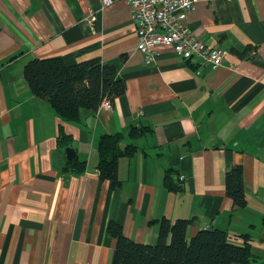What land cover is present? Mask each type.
Here are the masks:
<instances>
[{
  "label": "crops",
  "instance_id": "0c3cea01",
  "mask_svg": "<svg viewBox=\"0 0 264 264\" xmlns=\"http://www.w3.org/2000/svg\"><path fill=\"white\" fill-rule=\"evenodd\" d=\"M186 25L227 52L219 69L171 46L147 64L125 0H0V264H113L111 222L153 245L163 219L190 220L189 239L210 228L236 244L249 235L254 253L264 225V0H199ZM34 59H100L126 93L62 122L25 78ZM107 135L137 147L119 161L118 187L99 174ZM233 166L244 171L243 209L226 193Z\"/></svg>",
  "mask_w": 264,
  "mask_h": 264
},
{
  "label": "trees",
  "instance_id": "16d2710c",
  "mask_svg": "<svg viewBox=\"0 0 264 264\" xmlns=\"http://www.w3.org/2000/svg\"><path fill=\"white\" fill-rule=\"evenodd\" d=\"M115 66L93 59L77 65H67L61 59H34L24 70L25 78L34 95L47 100L62 122H75L81 108L98 110L103 103L112 104L126 93V83L115 79ZM135 130L132 131L134 135ZM60 144L70 145V139L61 129ZM122 136H104L99 144L100 177L121 185L118 179L119 161L131 157L137 147L130 145L121 149ZM78 172L84 165L72 162ZM242 166H233L226 173V193L234 207L247 206ZM168 187H172L168 182ZM190 220L180 219L171 223L160 222L159 238L156 244H140L128 238L123 227L111 222L108 232L116 239V253L113 264H251L254 259L251 239L244 235V243L236 244L223 230L205 229L193 238L187 237ZM264 264V263H263Z\"/></svg>",
  "mask_w": 264,
  "mask_h": 264
},
{
  "label": "built area",
  "instance_id": "2783aa9c",
  "mask_svg": "<svg viewBox=\"0 0 264 264\" xmlns=\"http://www.w3.org/2000/svg\"><path fill=\"white\" fill-rule=\"evenodd\" d=\"M114 0H102L104 6ZM131 9L132 21L138 35L137 49L153 62L161 46H171L185 60L197 59L201 65L219 69L225 62L227 52L212 48L190 33L187 16L195 10L199 0H125ZM94 19V18H93ZM108 108L111 107L106 102ZM100 174V173H99ZM184 176L179 180L183 182Z\"/></svg>",
  "mask_w": 264,
  "mask_h": 264
},
{
  "label": "rangeland",
  "instance_id": "374dc122",
  "mask_svg": "<svg viewBox=\"0 0 264 264\" xmlns=\"http://www.w3.org/2000/svg\"><path fill=\"white\" fill-rule=\"evenodd\" d=\"M258 226L257 232L258 234H262V242H259L254 247V259L252 260L251 264H263L264 263V225L261 223L256 224Z\"/></svg>",
  "mask_w": 264,
  "mask_h": 264
},
{
  "label": "water",
  "instance_id": "95a60500",
  "mask_svg": "<svg viewBox=\"0 0 264 264\" xmlns=\"http://www.w3.org/2000/svg\"><path fill=\"white\" fill-rule=\"evenodd\" d=\"M65 152H66L67 159L69 161H73L74 159L77 158L76 152L73 148H66Z\"/></svg>",
  "mask_w": 264,
  "mask_h": 264
}]
</instances>
